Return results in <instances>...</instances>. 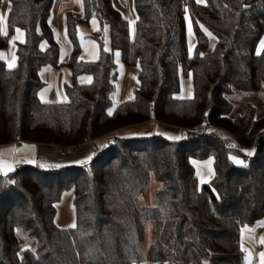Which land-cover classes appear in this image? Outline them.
<instances>
[{"label":"trees","instance_id":"obj_1","mask_svg":"<svg viewBox=\"0 0 264 264\" xmlns=\"http://www.w3.org/2000/svg\"><path fill=\"white\" fill-rule=\"evenodd\" d=\"M7 1L5 31L0 30V145L76 147L150 120L185 134L180 140L115 137L86 164L23 165L0 174V264H245L241 230L264 218V116L257 117L252 105L231 116L228 96L259 90L264 82V50L255 53L264 0H132V36L112 0H81L80 15L65 14L70 49L63 62L49 22L54 0ZM185 10L196 39L192 55ZM92 19L99 29L88 37L99 55L85 61L77 28ZM201 26L216 38L203 55L209 41ZM17 29L24 40L15 43L16 61L9 68L1 51ZM115 50L126 66L138 68V86L109 115ZM45 65L70 69L66 101L39 99ZM180 74L191 76V98L175 96ZM83 75L91 81L79 82ZM249 150L246 163L232 159ZM209 159L213 175L201 184L193 161ZM150 173L162 188L153 207H141L137 195ZM69 188L75 225L63 228L53 221L55 203ZM147 222L153 230L145 254ZM19 233L27 239L22 242Z\"/></svg>","mask_w":264,"mask_h":264},{"label":"crops","instance_id":"obj_2","mask_svg":"<svg viewBox=\"0 0 264 264\" xmlns=\"http://www.w3.org/2000/svg\"><path fill=\"white\" fill-rule=\"evenodd\" d=\"M113 5L121 12V14L128 20L129 23V31L130 33L134 32V24L136 15L133 8L132 0H112ZM8 10V1L7 0H0V16H3V20H0V30L1 32L5 31V18L6 13ZM67 12H73L76 15H80L81 13V0H54L53 5L50 11V18L49 22L50 25L55 33V37L60 45V61L63 62L67 59L69 54V43L67 41V45L63 46L59 42L55 30L54 24L57 23L61 32L65 35V14ZM95 21V23H93ZM99 29V23L96 19H92L88 25H79L77 28L78 40L81 45V54L80 58L85 61L95 60L98 58L99 55V46L97 42L92 40L91 38L88 39V35L92 32ZM103 35L105 46L106 45V38L109 40V32L108 28L105 26L103 28ZM133 35V34H132ZM131 36V35H130ZM24 40V32L23 31H15L14 35L12 36L11 43L9 46L1 51V55L6 61L7 66L12 64L14 66L16 58H15V43L17 41L21 42ZM264 40V30L263 34L256 45L255 53L257 48L260 45V42ZM110 48V44H109ZM117 51V50H115ZM114 51V61L117 66V78L116 82H119V90L115 87V91L118 92V97L122 100L131 99L133 96V92L135 86L138 83V68L137 67H129L126 66L120 59V55L117 56ZM117 53H119L117 51ZM189 53V52H188ZM120 74L123 75V81L120 80ZM40 78L44 82L43 88L39 90L38 97L42 102H47L48 97L50 96L51 90L54 89L57 95H60L58 91H64V84L71 83V71L68 67L61 65L59 67H53L49 65H45L40 70ZM60 97V96H59ZM131 97V98H130ZM161 123L150 120L148 122L127 126L115 130L114 132L99 137L97 139H89L85 143L80 146H76L73 152L77 150H81L82 148L86 147V151L83 152V157L77 156L76 160H69L67 162H63L61 159H58L61 151H65L63 147H59L56 145H49V144H40V143H26V142H12L5 145H0V174H7L15 169L23 166V165H42L40 166H73V165H81L85 164L88 160V157H92L95 155L100 149L108 146L115 137H119L121 133H125L127 135H136L139 137L141 133H150L155 131V126H160ZM164 126V125H163ZM54 149L57 150L56 156L57 160H54L55 163L46 164L44 161V156H47L46 150ZM87 153V155H86ZM85 155V156H84ZM205 164V163H203ZM258 224V223H257ZM256 225L250 226V229H246L247 231L244 232L242 235L241 233V244L245 243L250 246L252 250L251 258H246L244 253V260L245 264H262V257H261V241L264 238V231L261 233L256 234ZM247 227V226H246ZM242 246V245H241ZM148 250V249H147ZM147 251H145L146 254ZM136 264H149L147 260H144L140 263Z\"/></svg>","mask_w":264,"mask_h":264},{"label":"rangeland","instance_id":"obj_3","mask_svg":"<svg viewBox=\"0 0 264 264\" xmlns=\"http://www.w3.org/2000/svg\"><path fill=\"white\" fill-rule=\"evenodd\" d=\"M196 1V0H195ZM185 21H186V27H187V47H188V54L192 55L194 52L195 44H196V39L193 34V28H192V20L189 16L188 10H185ZM189 25L191 26V32H189ZM57 38L59 42L61 43L62 47L67 45L66 37L65 35L61 32L59 26H57V23L54 24ZM79 27V26H78ZM202 29L204 30L205 34L207 35L209 45L206 49L202 50L200 52L201 55L209 53L212 48L214 47L216 43V38L215 36L206 28L201 26ZM205 29L207 31H205ZM65 33V32H64ZM208 33H211V36L208 35ZM129 34L132 36L133 33ZM90 39L89 37H86ZM104 40V39H103ZM259 42V41H258ZM106 45L105 46V41H104V48H109V40L106 38ZM117 51H115V54ZM118 76V75H117ZM90 78V79H89ZM79 82L82 83H88L91 81V76L89 75H83L79 79ZM118 78L115 80V85H114V90L111 93V106L108 109L109 111H113V109L118 105L120 102L124 101L118 97V92L117 90L115 91V87L119 90V82H116ZM123 75L120 74V82L123 81ZM138 86V83H137ZM135 86V89L137 88ZM134 89V90H135ZM52 92L50 93V96L48 97L47 102H64L67 100V96L65 92L58 91L60 95H57L54 89L51 90ZM60 96V97H59ZM176 97L179 98H191L193 96V84H192V79L190 75H185V74H180L179 76V91L175 95ZM228 98L231 100L233 103V111L231 113V116H235L237 114H242L248 107V105H252L255 108V114L257 117L259 116H264V82L261 85V88L256 91H241V90H234ZM155 131L150 132V133H141L138 135L139 137H146V136H151L153 134H158L161 135L169 140H180L184 138V135L180 133L179 128L175 127H170V126H155ZM120 138H127V137H136V135H127L125 133H121L119 135ZM175 137H178V139H175ZM57 150L54 149H48L46 150L47 156H44V161L46 164H52L55 163L54 160H57L56 152ZM86 151V147L82 148L81 150H77L76 152L73 153H67L66 151H61L60 155L58 156V159H61L63 162H67L69 160H76V157L80 155V157H83V152ZM251 152L252 150L245 151V154L242 155H235L232 157L235 158V160H241L243 161V164L247 162L248 160V155L247 153ZM87 155V153H86ZM85 156V155H84ZM94 156V155H93ZM88 157V160L86 163H88L92 158ZM234 160V159H233ZM234 160V161H235ZM85 163V164H86ZM194 167H195V173L199 179V182L201 184L207 183L209 179L213 175V164L212 160H205V161H193ZM205 163V164H203ZM40 165H42L40 163ZM162 188L161 182L157 181L154 177L153 173L149 174L148 182L145 185L143 191L137 195V202L141 207H153L156 203V193ZM73 190L72 188L66 189L62 192L59 200L55 203V208H56V213L54 216V223L55 225L63 228H72L75 225V214H74V208H73ZM250 229L251 227H243L241 230L242 235L244 234L246 229ZM146 229H147V235L145 240L142 243V249L143 252L147 251L149 246L152 243V223L147 222L146 223ZM264 231V218L258 222L256 226L255 233H261ZM19 238L23 242V240H26L25 236H23L21 233H19ZM30 241V240H29ZM27 241L25 243V246L28 247L30 246V242ZM242 249L244 250L246 258H251L252 250L250 246H248L245 243H242Z\"/></svg>","mask_w":264,"mask_h":264},{"label":"snow or ice","instance_id":"obj_4","mask_svg":"<svg viewBox=\"0 0 264 264\" xmlns=\"http://www.w3.org/2000/svg\"><path fill=\"white\" fill-rule=\"evenodd\" d=\"M196 2L197 3H204L205 2V0H196ZM0 20H3V16H0ZM93 23H95V21H93ZM17 32H19L20 30L19 29H17L16 30ZM205 31H207L206 29H205ZM189 32H191V26L189 25ZM208 35L209 36H211V33H208ZM105 51H108V49L107 48H105L104 49ZM262 50H264V40H262L261 42H260V45H259V47L257 48V51H256V55H260L261 54V51ZM116 55L117 56H119V53H116ZM13 65L12 64H9V68H11ZM90 79V78H89ZM131 98V97H130ZM112 113H111V111H109V115H111ZM175 139H178V137H175ZM248 155H251L252 153L251 152H249V153H247ZM234 160H235V158H233ZM235 162L237 163V164H243V161H241V160H235ZM261 243H264V240H262L261 241ZM261 255V257H262V264H264V253H261L260 254Z\"/></svg>","mask_w":264,"mask_h":264},{"label":"built area","instance_id":"obj_5","mask_svg":"<svg viewBox=\"0 0 264 264\" xmlns=\"http://www.w3.org/2000/svg\"><path fill=\"white\" fill-rule=\"evenodd\" d=\"M180 130V133L181 134H185V129H179ZM64 150L67 152V153H73V151L75 150V146H67V147H64Z\"/></svg>","mask_w":264,"mask_h":264}]
</instances>
